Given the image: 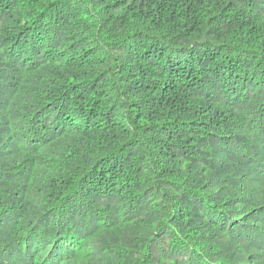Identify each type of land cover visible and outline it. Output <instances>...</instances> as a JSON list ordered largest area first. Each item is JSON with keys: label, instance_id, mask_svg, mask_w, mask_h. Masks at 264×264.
I'll use <instances>...</instances> for the list:
<instances>
[{"label": "trees", "instance_id": "obj_1", "mask_svg": "<svg viewBox=\"0 0 264 264\" xmlns=\"http://www.w3.org/2000/svg\"><path fill=\"white\" fill-rule=\"evenodd\" d=\"M0 264H264V0H0Z\"/></svg>", "mask_w": 264, "mask_h": 264}]
</instances>
